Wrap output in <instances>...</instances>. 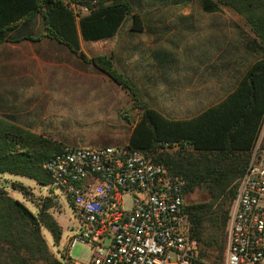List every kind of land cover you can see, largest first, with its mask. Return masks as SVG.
I'll list each match as a JSON object with an SVG mask.
<instances>
[{
  "label": "trees",
  "instance_id": "1",
  "mask_svg": "<svg viewBox=\"0 0 264 264\" xmlns=\"http://www.w3.org/2000/svg\"><path fill=\"white\" fill-rule=\"evenodd\" d=\"M199 1L207 13L229 9L240 16L253 35L260 58L226 98L187 119L170 118L142 103L133 82L116 67L112 56L89 58L82 50V40L98 42L115 37L130 15L132 32H144L134 0H0V46L27 39L18 40L14 35L40 17L44 30L39 40L48 38L68 48L126 90L142 111L129 145L163 165L182 183L186 198L197 191L203 195V200L186 204L196 247L195 264H223L238 183L254 148L264 140V0ZM139 3L143 2L137 0ZM66 147L22 126L13 116L0 115L2 175L50 187L53 179L44 165ZM12 188L31 199L23 184H13ZM32 203L36 212L0 188V264H62L43 235L47 230L54 244L60 245L63 230L51 213L55 199L46 197Z\"/></svg>",
  "mask_w": 264,
  "mask_h": 264
},
{
  "label": "rangeland",
  "instance_id": "2",
  "mask_svg": "<svg viewBox=\"0 0 264 264\" xmlns=\"http://www.w3.org/2000/svg\"><path fill=\"white\" fill-rule=\"evenodd\" d=\"M141 2L140 6L134 0L144 32L130 31V15L115 37L98 42L82 40L81 47L89 58L115 55L116 67L133 82L140 101L170 118H191L208 108V72L213 83L226 81L228 85L243 77L260 58L249 28L229 9L210 14L199 0ZM43 30L38 17L14 35L18 40L27 39L0 46V115L13 116L22 126L65 146L126 145L142 114L130 94L68 48L50 39L39 40ZM125 45L131 53L127 59L123 58ZM157 54L164 66L158 63ZM35 55L38 59L32 58ZM208 61H212L211 67ZM225 71L230 73V81ZM225 94L221 96L225 98ZM16 183L27 187L31 199L12 188ZM0 188L33 212L37 208L32 201L55 199L51 213L63 230L60 245L54 244L47 230L43 235L59 256L78 223L65 196L53 186L42 187L33 180L7 174H0ZM201 200L203 195L197 191L186 203ZM125 206L131 208L130 197L125 198ZM92 255V248L81 243L71 252V258L81 263L89 262Z\"/></svg>",
  "mask_w": 264,
  "mask_h": 264
},
{
  "label": "built area",
  "instance_id": "3",
  "mask_svg": "<svg viewBox=\"0 0 264 264\" xmlns=\"http://www.w3.org/2000/svg\"><path fill=\"white\" fill-rule=\"evenodd\" d=\"M44 169L78 221L62 264H195L182 183L129 144L69 147ZM132 199L131 208L125 198ZM72 230V231H73ZM89 262L71 258L78 244ZM224 264H264V147L256 145L231 206Z\"/></svg>",
  "mask_w": 264,
  "mask_h": 264
},
{
  "label": "crops",
  "instance_id": "4",
  "mask_svg": "<svg viewBox=\"0 0 264 264\" xmlns=\"http://www.w3.org/2000/svg\"><path fill=\"white\" fill-rule=\"evenodd\" d=\"M130 31L132 32V30L130 29ZM145 31V30H144ZM130 35H132L131 33H130ZM45 39H48V38H45ZM55 42V41H54ZM58 44V43H57ZM59 46H61L62 47V45H60V44H58ZM64 47V46H63ZM125 51H124V55H123V58H125V59H127L128 57H131V53H128L127 52V46L125 45ZM69 50V49H68ZM113 57H114V60H115V63H116V65H117V58H116V56L115 55H112ZM32 58H36V59H38V56L37 55H35L34 57H32ZM156 58H158V63L160 62V64H161V66H164V64H165V62H164V60H163V58L161 57V56H159L158 54L156 55ZM33 59V60H34ZM208 66L209 67H211L212 66V61H208ZM229 75H230V73L228 72V71H225V73H224V76H226V77H228V80L230 81V79H229ZM241 78H243V77H241ZM241 78H236V79H234L233 81H232V83H230V84H228L227 85V82L226 81H222V82H220V83H213V81H212V78H211V76H210V73L208 72V108L209 107H211L212 105H214V104H217L218 102V100L219 99H221V100H223L224 98H223V96H221V95H223V93H224V91H226L227 92V94H225V98L236 88V86H237V84H238V82H239V80L241 79ZM215 86V87H214ZM227 95V96H226ZM221 100H219V102L221 101ZM214 101H216V102H214ZM207 109V108H206ZM204 111V110H203ZM202 111V112H203ZM199 114V113H198ZM4 116H10V115H4ZM30 129V128H29ZM127 144H129V143H127ZM70 147V146H69ZM80 147V146H79ZM83 147H96V146H83Z\"/></svg>",
  "mask_w": 264,
  "mask_h": 264
}]
</instances>
